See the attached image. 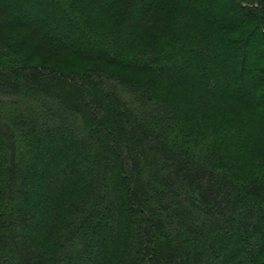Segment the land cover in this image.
Wrapping results in <instances>:
<instances>
[{"label":"trees","instance_id":"obj_1","mask_svg":"<svg viewBox=\"0 0 264 264\" xmlns=\"http://www.w3.org/2000/svg\"><path fill=\"white\" fill-rule=\"evenodd\" d=\"M2 29L0 264H264V0H0Z\"/></svg>","mask_w":264,"mask_h":264},{"label":"rangeland","instance_id":"obj_2","mask_svg":"<svg viewBox=\"0 0 264 264\" xmlns=\"http://www.w3.org/2000/svg\"><path fill=\"white\" fill-rule=\"evenodd\" d=\"M22 35H16L15 34H11L10 37H9V34H8V31L6 29H2L0 31V51H8L7 47L6 46H9L8 42L10 40V38H13L12 40L15 41V42H19V40H22ZM9 53V52H8ZM249 154H246V153H243V155L241 157H234V161H235V164L238 163L239 165H241L244 161L245 163L248 165L249 164Z\"/></svg>","mask_w":264,"mask_h":264}]
</instances>
